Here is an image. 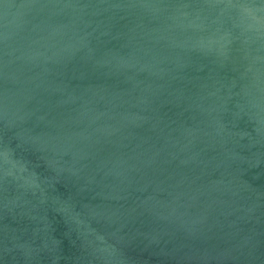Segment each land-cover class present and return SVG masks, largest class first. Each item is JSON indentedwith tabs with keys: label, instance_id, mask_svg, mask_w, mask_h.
<instances>
[{
	"label": "water",
	"instance_id": "1",
	"mask_svg": "<svg viewBox=\"0 0 264 264\" xmlns=\"http://www.w3.org/2000/svg\"><path fill=\"white\" fill-rule=\"evenodd\" d=\"M0 264H264V0H0Z\"/></svg>",
	"mask_w": 264,
	"mask_h": 264
}]
</instances>
